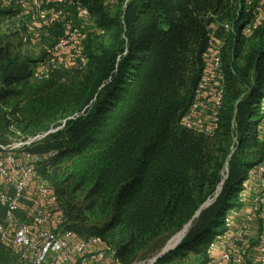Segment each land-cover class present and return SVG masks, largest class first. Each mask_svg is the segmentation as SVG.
Instances as JSON below:
<instances>
[{
  "label": "trees",
  "instance_id": "16d2710c",
  "mask_svg": "<svg viewBox=\"0 0 264 264\" xmlns=\"http://www.w3.org/2000/svg\"><path fill=\"white\" fill-rule=\"evenodd\" d=\"M77 1L64 6H71L72 26L82 20ZM90 1L80 0L91 22L79 44L53 54L57 68L40 79L38 62L13 52L3 32L6 20L24 18L19 0H0V141L57 130L32 149L45 156L40 173L63 203L67 228L81 238L102 237L122 264L182 231L215 197L229 162L217 201L155 263L210 264L228 213L251 204L244 183L263 161L264 6L242 7L237 15L230 0H119L109 12L105 0ZM51 3L42 0L36 15ZM256 19L261 26L248 36L244 27ZM226 22L234 23L235 35H227ZM212 33L224 39L227 87L221 129L207 137L182 119L208 66ZM235 118L240 135L230 161ZM4 216L0 205V223ZM16 263L0 242V264Z\"/></svg>",
  "mask_w": 264,
  "mask_h": 264
},
{
  "label": "built area",
  "instance_id": "2783aa9c",
  "mask_svg": "<svg viewBox=\"0 0 264 264\" xmlns=\"http://www.w3.org/2000/svg\"><path fill=\"white\" fill-rule=\"evenodd\" d=\"M57 9L36 15L42 0H20L23 14L31 19H42L49 27L61 23L66 16V0H50ZM116 0H109L115 2ZM242 7L264 6V0H230ZM82 20L52 47L46 50L45 69L40 79L49 77L48 67L57 68L53 54L75 48L90 24V11L80 1L74 2ZM261 26L256 19L246 24L245 34L253 35ZM227 35H235L234 23L223 24ZM224 39L214 33L209 40V55L195 99L184 114L182 123L192 131L214 137L221 129L227 87ZM52 58V59H51ZM259 140L263 161L250 172L244 191L252 193L251 204L235 209L226 217V231L209 249L210 264H264V100L260 104ZM238 123L232 125L234 155L239 143L235 136ZM46 133L27 139H13L0 143V205L5 216L0 223V242L17 258L18 264H122L115 249L102 237H79L67 228V213L55 188L40 173L39 163L45 157L32 151ZM228 173V172H227ZM241 198H244L242 197Z\"/></svg>",
  "mask_w": 264,
  "mask_h": 264
},
{
  "label": "rangeland",
  "instance_id": "374dc122",
  "mask_svg": "<svg viewBox=\"0 0 264 264\" xmlns=\"http://www.w3.org/2000/svg\"><path fill=\"white\" fill-rule=\"evenodd\" d=\"M84 1H86L90 6L91 4L90 0H84ZM118 2L119 0H116L115 2H107V0H105L104 4L107 8V11L109 10V12L110 11L113 12V10H115L113 8H115L118 5ZM8 3L7 4L9 6L12 5L10 4V2ZM44 8L47 10L48 15L50 16L56 10L57 6L54 3H51V5H44ZM70 8L71 6L69 5H67L65 8L67 12V16L64 22L51 24L49 27H45L42 24V19L26 18L25 15H23L24 18H22V16L19 15L15 20H6L4 23L3 32L7 34V36H9L8 41L12 44V51L15 53L21 52L25 55L30 56L35 61H37L38 63L35 69V73L37 75L42 74L43 73L42 70L45 69L47 48L54 46L58 42V38L60 37V35L65 34L66 31H68V29L70 28V26H72L71 24H69L70 21L68 17L71 16L72 14ZM237 123H238V127L236 129L235 136L239 137L240 135L239 120H237ZM16 138H17L16 136H10L9 139L13 140ZM0 143L2 142L0 141ZM231 158H233V156ZM173 236L171 235V236L163 237L161 240L154 243L149 249L144 251L139 256L138 260L134 264H148L156 255H158L163 250V248L167 245V243L171 240Z\"/></svg>",
  "mask_w": 264,
  "mask_h": 264
},
{
  "label": "water",
  "instance_id": "95a60500",
  "mask_svg": "<svg viewBox=\"0 0 264 264\" xmlns=\"http://www.w3.org/2000/svg\"><path fill=\"white\" fill-rule=\"evenodd\" d=\"M57 130H51L49 131L48 133H46V137L48 135H50L51 133H55ZM229 166V162L227 163V166L226 168ZM227 175L225 176L223 182L221 183V186L218 188L217 190V193L215 195V197L213 199H210L209 201H207L202 207L201 209L199 210V212L197 213V215L195 216V218L189 223L187 224L183 230L181 232H179L178 234H176L175 236H173L171 238V240L167 243V245L163 248V250L158 254L156 255L148 264H155L156 262H158L161 258L171 254L172 252H174L181 244L182 242L184 241V239L187 237L190 229L192 228V224L193 222L200 217V215L202 214L203 211L207 210L208 208H210L216 201L217 199L219 198L222 190H223V187H224V184L225 182L227 181L228 177H229V168L227 170ZM183 233V236L178 240V241H175L177 239V237Z\"/></svg>",
  "mask_w": 264,
  "mask_h": 264
},
{
  "label": "bare ground",
  "instance_id": "6f19581e",
  "mask_svg": "<svg viewBox=\"0 0 264 264\" xmlns=\"http://www.w3.org/2000/svg\"><path fill=\"white\" fill-rule=\"evenodd\" d=\"M227 170H228V167L226 168V170H225V176L227 175ZM197 220V219H196ZM194 223V222H193ZM192 226H193V224H192ZM183 236V233H181L178 237H177V239L175 240V241H178L181 237Z\"/></svg>",
  "mask_w": 264,
  "mask_h": 264
},
{
  "label": "crops",
  "instance_id": "0c3cea01",
  "mask_svg": "<svg viewBox=\"0 0 264 264\" xmlns=\"http://www.w3.org/2000/svg\"><path fill=\"white\" fill-rule=\"evenodd\" d=\"M16 264H18V260H17V263Z\"/></svg>",
  "mask_w": 264,
  "mask_h": 264
}]
</instances>
